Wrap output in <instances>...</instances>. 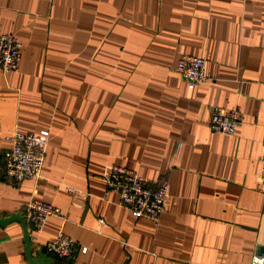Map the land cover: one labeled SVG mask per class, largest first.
<instances>
[{"label": "crops", "instance_id": "1", "mask_svg": "<svg viewBox=\"0 0 264 264\" xmlns=\"http://www.w3.org/2000/svg\"><path fill=\"white\" fill-rule=\"evenodd\" d=\"M6 34L21 48L0 73V159L12 133L48 138L38 179L0 172V218L22 217L31 199L63 218L25 226L31 257L59 232L75 245L52 264L264 256V0H0ZM181 55L206 61L195 90L174 70ZM215 108L238 110L233 137L209 130ZM114 166L168 183L157 226L105 188ZM0 264H29L15 222L0 227Z\"/></svg>", "mask_w": 264, "mask_h": 264}, {"label": "built area", "instance_id": "2", "mask_svg": "<svg viewBox=\"0 0 264 264\" xmlns=\"http://www.w3.org/2000/svg\"><path fill=\"white\" fill-rule=\"evenodd\" d=\"M20 48L21 44L13 35H0L2 75L16 70ZM174 70L191 91L207 81L206 61L203 58L181 55L176 61ZM207 125L213 133L233 137L239 125L238 110L215 108ZM47 138L46 131L37 134L12 133L5 137L9 148L0 159L3 178L14 185L25 180L38 179L45 157ZM258 162L259 178L264 184V156H260ZM102 179L105 188L118 195V205L127 208L132 217L146 218L154 226L158 225L167 198L166 181L150 187L136 172L116 166L106 168L102 173ZM69 192L72 193L71 190ZM49 218L63 220L56 207L37 200L31 199L23 209L22 220L32 233H39ZM74 245L72 239L59 232L42 246L41 251L48 257L63 261L72 257ZM84 251L85 249H81V253ZM250 264H264V256L254 255Z\"/></svg>", "mask_w": 264, "mask_h": 264}, {"label": "water", "instance_id": "3", "mask_svg": "<svg viewBox=\"0 0 264 264\" xmlns=\"http://www.w3.org/2000/svg\"><path fill=\"white\" fill-rule=\"evenodd\" d=\"M11 222H15L20 226L21 234H22V244L24 245V253L25 256L27 257V262L29 264H52L53 263L52 259L47 257L46 255H43L41 252L37 253L34 258L31 257V249L29 246L28 235L22 217L19 214H12L0 218V227Z\"/></svg>", "mask_w": 264, "mask_h": 264}, {"label": "trees", "instance_id": "4", "mask_svg": "<svg viewBox=\"0 0 264 264\" xmlns=\"http://www.w3.org/2000/svg\"><path fill=\"white\" fill-rule=\"evenodd\" d=\"M0 167H1V162H0ZM1 170V169H0ZM1 172V171H0ZM2 174V173H1ZM64 261V260H63Z\"/></svg>", "mask_w": 264, "mask_h": 264}]
</instances>
